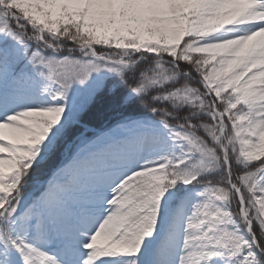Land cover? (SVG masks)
Masks as SVG:
<instances>
[{"label":"snow or ice","instance_id":"obj_1","mask_svg":"<svg viewBox=\"0 0 264 264\" xmlns=\"http://www.w3.org/2000/svg\"><path fill=\"white\" fill-rule=\"evenodd\" d=\"M0 264H264V0H0Z\"/></svg>","mask_w":264,"mask_h":264}]
</instances>
